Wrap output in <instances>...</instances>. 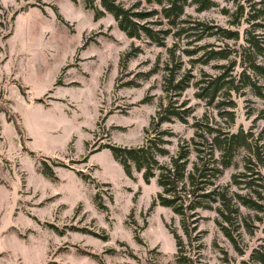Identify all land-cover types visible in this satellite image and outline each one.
I'll return each instance as SVG.
<instances>
[{"label": "rangeland", "instance_id": "1", "mask_svg": "<svg viewBox=\"0 0 264 264\" xmlns=\"http://www.w3.org/2000/svg\"><path fill=\"white\" fill-rule=\"evenodd\" d=\"M119 1L130 5L135 0ZM233 9L231 0H216L204 10L193 3L185 8L192 17L241 29L244 22L229 21L226 10ZM95 11L85 0H0V106L14 112L24 131L22 137L0 111V264H179L170 227L182 237L183 252L195 253V264H241L264 236V212L256 216L239 205L238 220L247 216L253 229H238L242 254L217 225L214 208L198 209L189 243L179 216L169 206L151 205L160 189L156 175L146 182L134 164L128 175L104 144L144 142L151 115L161 101L167 102L163 76L174 61L180 63L177 77L185 71L193 77L171 97L193 113L187 122L161 124L173 135L160 161L168 162L179 144L191 147L197 119L226 130L250 129L264 152V104L249 91L234 95L235 119L228 123L195 95L194 81L201 70L216 73L215 61L193 64L181 51L183 40H175L170 58V37L166 46L129 37L110 12L95 17ZM204 40L233 42L217 36ZM153 66L149 77L137 74ZM129 78L138 84H125ZM144 97L148 100L140 101ZM248 153L240 148L215 184L246 191L232 183L231 175L244 169ZM195 158L191 151L190 160Z\"/></svg>", "mask_w": 264, "mask_h": 264}, {"label": "trees", "instance_id": "2", "mask_svg": "<svg viewBox=\"0 0 264 264\" xmlns=\"http://www.w3.org/2000/svg\"><path fill=\"white\" fill-rule=\"evenodd\" d=\"M231 1L234 2V9L226 10L231 16L229 21L238 25L244 22L241 29L186 14L185 8L191 3L195 4L196 10H204L216 5V0H135L130 5L119 0H85V6L96 10L95 17L110 12L118 27L129 37H146L158 46H166V39L170 37L174 41L172 45L166 46L170 58L175 55V40H183L185 45L181 51L193 64L215 61L213 66L218 69L216 73L201 70L200 77L194 81L197 88L195 95L216 108L219 116L228 123H232L236 106L234 95H244L249 91L264 104V0ZM213 36L233 42L214 44L204 40ZM132 53L131 50L127 51L125 56ZM178 65L180 63L174 61L173 65L166 66L167 73L163 76L162 86L167 102L161 101L156 112L151 115L149 125L144 130V142L137 146L108 142L104 145L111 148L128 175L132 174V164L138 170H143L146 182L156 175L160 189L151 205L157 203L169 206L179 216L189 243L195 236L193 232L200 217L198 209L214 208L219 215L215 217L217 225L235 250L242 254L244 248L239 242L238 229L240 225L250 233L253 229L247 216L241 215L238 220L239 205L254 210L256 216L258 212H264V172L261 169L264 167L263 145L252 138V130L241 125L234 130H226L209 120L197 119L192 122L195 129L190 137L191 147L190 144H179L168 162L160 161L158 155L169 153L165 144L169 141L167 137L173 135L171 129L161 128V124L173 119L187 122L188 116L193 113L191 106L181 103L179 107L171 97L172 92L178 95L187 88L193 77L189 71L177 77L175 68ZM155 70L156 66H153L137 74L147 78ZM124 83L137 85L138 81L129 78ZM20 88L25 93L24 87ZM146 100L148 98L144 97L140 101ZM0 111H5L7 120L12 121L17 132L24 137L23 127L14 112L3 106H0ZM240 148H245L249 153L243 158L244 169L233 172L231 181L246 191H230L228 185L217 186L215 179L232 165ZM191 151L195 152L194 160H190ZM215 151L218 152L216 155ZM83 229L98 235L95 230ZM170 231L175 239L178 263L195 264V253H184L182 237L174 228L170 227ZM101 235L106 237V234ZM136 237L141 241L138 234ZM241 264H264V236Z\"/></svg>", "mask_w": 264, "mask_h": 264}]
</instances>
